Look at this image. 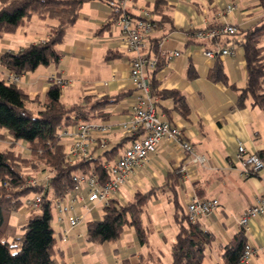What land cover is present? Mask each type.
<instances>
[{"label": "crops", "instance_id": "crops-1", "mask_svg": "<svg viewBox=\"0 0 264 264\" xmlns=\"http://www.w3.org/2000/svg\"><path fill=\"white\" fill-rule=\"evenodd\" d=\"M125 1L127 10L133 15H141L145 9L150 10L156 2ZM167 2L171 8L168 13L171 21L151 32L145 52L154 59V53L150 54L149 50L151 44L158 40L162 60L156 72L158 88L179 90L186 97L190 113L187 118L182 116L174 109L172 98L158 99V113L163 120L179 126L195 154L205 156L206 161L203 164L195 162L193 155L175 140H164L144 164L133 169L117 199L126 203L138 191L147 192L158 188L143 214V222L151 230L149 244L142 246L133 228H127L116 241L102 244L89 242L86 236L81 237L80 228L74 229L71 239L64 242L59 228L55 255L58 264H119L126 258L133 264L140 260L146 264H170L171 247L178 231L172 194L166 185L173 172L178 178V196L185 210L195 197L219 199L220 206L198 220L215 235L214 242L207 249L204 264H223L221 246L229 243L241 230V216L256 197L264 195V170L255 176L243 177L238 151L239 142L249 152L259 154L264 150V111L252 105L239 108L238 90L231 86L244 87L247 79L246 59L238 41L241 34L226 45L218 42L212 45L196 35L198 30L219 24L234 25L237 31L253 27L264 20V7L259 0ZM229 4H233L235 9L227 14L226 7ZM53 24V20H42L33 15L15 33L1 37L0 76L6 79L14 74L1 61L3 54L16 52L30 43L45 41ZM217 48L234 50L233 55L220 57L229 84L213 82L209 78L215 58L206 56L205 52ZM58 49L62 54L59 63L40 66L35 71L22 74L18 76L17 84L31 98L38 96L43 100L52 86L51 76L56 75L68 81L62 88V101L66 105L77 103L86 95L101 98L127 93L121 101L107 107L110 112L108 119H93L104 120L114 126L108 135L106 150H96V157H100L101 161L116 160L132 141L119 126L129 119L135 100V87L130 75V61L134 55L122 40L120 27L108 1L85 3L76 23L68 29ZM176 51L180 52L179 56L174 55ZM107 55L112 57L107 59ZM150 70H147L148 76ZM30 107L34 110L38 108L36 103ZM18 145L25 147L24 154H30L25 141ZM112 150L115 151L112 153ZM105 152L110 153L104 155ZM100 205L92 206L89 211L82 210L84 216ZM31 212L23 205L14 212L12 224L20 228ZM246 235L247 242L259 248L249 264H264V213L250 220Z\"/></svg>", "mask_w": 264, "mask_h": 264}, {"label": "trees", "instance_id": "trees-1", "mask_svg": "<svg viewBox=\"0 0 264 264\" xmlns=\"http://www.w3.org/2000/svg\"><path fill=\"white\" fill-rule=\"evenodd\" d=\"M89 1L93 0H0V38L5 34L15 33L33 15L42 20L55 21V24L50 25V34L45 41L30 43L16 52L3 54L1 61L6 68L20 76L35 71L40 66L59 63L62 54L58 45L64 41L68 29L76 23L83 5ZM102 1L110 4L112 0ZM259 3L264 7V0H259ZM170 9L167 0H156L153 4L150 11L156 18L157 27L171 21L168 14ZM222 26L219 24L207 29ZM240 34L241 38L237 40L246 59L247 79L244 87L231 84L238 90L237 106L245 108L252 105L264 111V20L235 34L219 35L209 42L212 45L217 42L226 45ZM151 52L154 53L156 66L150 70L149 83L157 110L159 98H172L174 109L187 118L190 109L186 97L179 90L158 88L156 72L162 62L158 40L151 44L149 53ZM111 57L107 55V59ZM220 57L217 54L209 78L213 82L229 84ZM126 95L127 93H119L101 98L86 95L81 101L66 105L62 101V87L59 85H52L41 100L38 96L31 98L17 83H10L0 76V142L7 138L12 140L6 148H2L0 144V264H58L55 259L58 235L52 225L54 199L64 195L72 186L75 172L94 169L99 172L102 180L107 177L100 157L70 164L60 138V130L81 120L108 119L110 112L107 107L118 103ZM32 103L37 104L36 110L30 107ZM21 141L27 143L29 155L17 149L16 146ZM109 153L105 152L104 155ZM258 155L264 160V150ZM40 166L49 170L47 187H25L28 173L31 170L37 171ZM166 185L172 194L174 219L178 227L171 247L170 264H204L207 249L214 242L215 235L199 220H192L180 203L178 178L174 172L169 175ZM42 191L44 202L41 208L32 211L20 228L13 225L12 216L23 206L26 196ZM157 191L158 188L147 192L138 191L126 203L117 199L110 201L103 207L101 218L87 221V240L96 244L116 241L127 228H133L140 244L147 246L151 230L144 224L143 214L147 203ZM246 244V230L241 228L229 243L221 246L223 264H238ZM119 264L133 263L126 258ZM137 264L146 263L140 260Z\"/></svg>", "mask_w": 264, "mask_h": 264}, {"label": "built area", "instance_id": "built-area-1", "mask_svg": "<svg viewBox=\"0 0 264 264\" xmlns=\"http://www.w3.org/2000/svg\"><path fill=\"white\" fill-rule=\"evenodd\" d=\"M111 12L116 16V22L121 30V37L128 50L133 53L130 61V75L135 87V100L132 105L131 115L128 120L120 124L122 132L132 139L123 153L114 161H101L102 168L106 171V180L94 169L85 172H75L72 176V186L64 195L53 201L54 220L60 228L61 239L66 242L71 231L82 222L84 213L82 210H90L96 204L106 206L110 201L118 199L121 189L129 181L133 169L144 164L152 153H155L164 140H175L187 153L193 155V160L203 164L205 156L195 154L193 146L185 139L182 129L163 120L158 113L155 98L151 95L148 69H154L156 60L151 59L145 52L147 38L157 28L158 24L154 14L145 9L141 15H133L126 8L125 0H112ZM233 4L226 7V13H232ZM237 32V28L231 24L222 27L198 30L196 35L201 40L211 41L219 35H231ZM230 56L234 54L231 48H218L206 50L205 55L210 58ZM179 56L180 52H174ZM6 80L17 83L18 75L11 74ZM52 85L64 87L68 81L56 75L51 76ZM114 126L104 120H81L78 123L62 128L60 138L65 145V154L70 164L80 161H91L96 157V150H106L108 135ZM241 157L242 175L250 177L260 174L264 170V160L255 153L249 152L242 142L238 146ZM50 176L44 183H40L36 177L28 178L25 187L43 185L47 187ZM44 202V191L35 192L32 197H26L24 206L35 211L41 208ZM220 206L217 198L200 199L193 198L187 205V213L192 220H198L201 216H207ZM264 213V195L256 197L254 203L241 216L240 225L247 230L252 218ZM259 248L247 242L238 264H249L258 253Z\"/></svg>", "mask_w": 264, "mask_h": 264}, {"label": "rangeland", "instance_id": "rangeland-1", "mask_svg": "<svg viewBox=\"0 0 264 264\" xmlns=\"http://www.w3.org/2000/svg\"><path fill=\"white\" fill-rule=\"evenodd\" d=\"M11 139L10 138H7L6 140L4 141H1L0 144H1V147L2 148H6L9 146V144L11 143ZM17 149L18 150H21L23 152V150L25 149V147L23 146H17ZM40 169V170H39ZM37 171H30L28 173V178H35L40 182V183H44L47 179L48 176H50L49 174V170L48 169H45L44 166H40ZM35 194V192H32L31 194H29L28 196L26 197H32L33 195ZM103 208H102V205H100L99 207H95V209L91 212V213H88L86 215V217L83 218L82 222L80 223V225L77 227V228H80L82 233H81V237H85L86 236V223L88 220L90 219H95V218H101L103 216ZM15 217V215L13 216V218ZM12 218V219H13ZM52 225L56 231V234L58 235V229H59V226L57 224V222L53 219L52 221ZM72 232V231H71ZM74 234H71L70 233V237L68 240L71 239V237L73 236ZM77 235V234H76ZM78 236V235H77Z\"/></svg>", "mask_w": 264, "mask_h": 264}]
</instances>
